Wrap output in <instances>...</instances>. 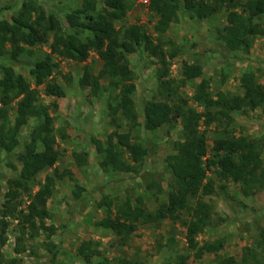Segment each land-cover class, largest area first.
Listing matches in <instances>:
<instances>
[{
	"label": "rangeland",
	"instance_id": "rangeland-1",
	"mask_svg": "<svg viewBox=\"0 0 264 264\" xmlns=\"http://www.w3.org/2000/svg\"><path fill=\"white\" fill-rule=\"evenodd\" d=\"M23 1L26 0H0V7L6 4L12 7L0 11V19L10 20ZM36 1L46 13H56L65 27H70L67 15L81 7L83 2ZM131 2L124 18L116 20L114 26L121 34L128 25L139 24L153 41L161 38L166 53L165 68L168 69L164 78L170 80L168 88H159V75L165 68L142 47L126 53L135 84L132 99L138 118L133 127L120 112L114 116L110 113V104L117 103L120 92L109 75L99 78L100 89L96 94L89 87L80 85L85 68L94 75L102 69V60L95 52L91 51L83 62L53 55L58 67L52 76L64 89L62 97L46 95L44 85L36 86L30 74L35 62L49 52L51 39L41 45H24L23 52L16 59L0 56V78L3 66H9L16 74H21L30 83L37 103L46 105L53 118L59 157L52 167L36 175L32 192L47 174L53 175L56 170L62 176L55 179L53 192L46 201L49 217L44 222L54 227V233L48 236L42 228L37 230L23 225L17 210H25L29 198L27 193L22 192L20 205L8 218L7 240L0 245L3 263L12 264V260H15L16 264H83L85 260L78 254V248L83 241H91L100 251L91 261L123 257L136 260L138 264H175L177 253H185L190 255L191 264H216L214 254L195 253L188 248L185 228L178 221L166 218L159 222L139 224L126 239L116 236L110 229L97 226L96 222L107 213L106 206L102 204L105 199L108 202L141 195L150 210L167 199L172 174L166 158L173 152L174 142L183 139L182 120L178 118L153 131L147 130L144 127V105L154 100L165 99L172 103L173 99L183 98L187 100L186 106L203 111L204 106L193 99L201 86L212 94L223 91L242 96L243 73H252L254 82L264 83V35L254 37L248 52L230 50L219 39V30L227 25V12L222 9L206 19L193 18L183 0L179 1L176 18L165 33L158 35L154 29L158 17L148 5L141 4L139 0ZM95 3L97 10L104 7V0H95ZM254 21L264 29V14L255 17ZM88 35L85 32L81 37L85 39ZM172 52L174 56L170 55ZM184 62L200 65L201 75L183 82L181 69ZM166 93L171 96L167 97ZM15 106L13 101L7 114L9 125L14 121ZM231 116V120L222 124L212 122L206 125L203 118L199 122V128L206 138V154L202 161L207 167V179L214 180L215 190L205 197L212 205L211 220L198 234L197 241L201 245L205 241L221 239L223 248L220 255L234 257V264L244 263L241 260L243 254L248 260L244 264H264V187L252 188L246 194L240 183L224 182L216 177L218 165H207V160L214 157V140L234 133L236 136H247L261 145L264 173V106L236 110L231 112ZM41 121L40 117H29L19 129L18 144L10 151L0 147V210L8 183L18 176L21 168L17 154L24 151L31 131ZM114 130L129 132L133 140L146 147L147 155L137 171L105 172L100 167L101 154L96 151L93 139L104 142ZM126 156L130 157L128 153ZM77 187L83 190L79 191ZM188 212L183 211L180 218H188ZM171 237L174 242L168 245ZM16 248L20 251L17 252Z\"/></svg>",
	"mask_w": 264,
	"mask_h": 264
},
{
	"label": "trees",
	"instance_id": "trees-1",
	"mask_svg": "<svg viewBox=\"0 0 264 264\" xmlns=\"http://www.w3.org/2000/svg\"><path fill=\"white\" fill-rule=\"evenodd\" d=\"M132 0H104V7L97 10L95 0H83L81 7L67 15L70 27H65L54 12L46 13L36 0H26L13 14L10 20L0 19V56L7 55L16 59L24 50V45L35 46L49 42V52L30 69L34 84L44 85V93L57 97L64 96L63 87L53 79V73L58 63L57 57L69 58L78 62L85 61L91 51L102 60L99 74H92L84 69L80 79L82 87H89L93 94L100 89L99 78L109 75L119 89V100L115 105L110 104L111 115L118 112L130 122V127L137 123L132 94L135 91L133 70L129 66L126 53L134 52L142 47L161 65H166L164 42L158 37L156 41L147 35L143 26L130 24L122 33L115 28L114 22L123 19L131 6ZM180 0H150L149 9L158 17L154 25L158 35L168 29L171 21L176 18ZM190 16L206 19L224 9L227 14V25L219 30V39L230 50L248 52L257 34L264 35V29L254 21V18L264 14V0H183ZM12 8L10 4L0 7V11ZM88 32L87 38L81 35ZM174 56V52L170 54ZM198 64L183 63L182 81L201 75ZM165 68L159 75L160 87L170 85ZM241 85L244 88L242 96L229 92H208L205 86L198 88L193 99L204 106L203 111L186 106L187 100L173 99L172 103L165 99L154 100L144 105V127L153 131L161 125L170 124L181 118L183 139L174 142L173 152L166 158L172 181L169 183L167 199L160 202L154 209L147 208L141 195L118 198L113 201L102 200L107 213L96 222V225L110 229L116 236L126 239L139 224L159 222L169 218L180 222L185 228V240L190 250L195 253L208 252L216 257V264H234L232 256H222L221 239L205 241L201 245L197 241L198 234L211 220L212 205L205 200L207 195L214 192L213 178L206 177V165L202 157L206 154L205 133L199 128L203 118L206 125L212 122L222 124L231 120V112L243 108L255 109L264 106V83L253 81L252 73H243ZM170 97L171 94H165ZM15 101V117L12 125L7 122V114ZM56 107V106H55ZM31 116L41 118L30 134V140L24 151L17 154L21 168L17 177L8 183L5 200L0 210V245H4L9 226V215L16 212L20 205L21 193H27L28 204L25 210H17L23 225L31 229L42 228L47 235L54 233V227L44 222L49 217L46 201L51 196L55 179L61 178L56 170L53 175H46L44 181L32 192L36 185V175L46 168L52 167L58 160L59 151L56 147V134L52 125V115L48 107L37 103V98L30 83L21 75L16 74L9 66L2 67L0 78V147L6 151L12 150L18 144L19 129L26 124ZM96 151L101 154L99 165L103 171L134 172L143 164L147 149L140 142L131 138L129 132H110L106 141L93 139ZM40 147V148H39ZM214 157L207 160L208 164L218 165L216 177L221 181H232L242 185V191L248 193L252 188L264 187V173L262 169V147L255 140L244 136L228 133L214 140ZM126 153L130 155L126 156ZM225 188L224 185H222ZM79 191L83 189L77 187ZM189 211V217L181 219L183 211ZM172 245L174 238H169ZM19 252L20 249L16 248ZM78 254L84 258L83 264H138L136 260L116 257L91 261L99 255L97 245L91 241H83ZM253 257L256 258L252 254ZM189 254L177 253L175 264H191ZM241 260L246 263L243 254ZM257 261V260H256ZM243 263V264H244ZM0 264L3 263L0 259ZM12 264H16L12 260Z\"/></svg>",
	"mask_w": 264,
	"mask_h": 264
},
{
	"label": "built area",
	"instance_id": "built-area-1",
	"mask_svg": "<svg viewBox=\"0 0 264 264\" xmlns=\"http://www.w3.org/2000/svg\"><path fill=\"white\" fill-rule=\"evenodd\" d=\"M139 2L143 5H148L150 0H139Z\"/></svg>",
	"mask_w": 264,
	"mask_h": 264
}]
</instances>
